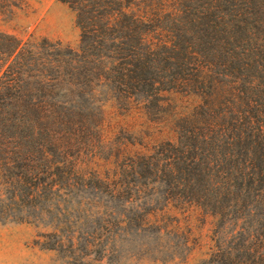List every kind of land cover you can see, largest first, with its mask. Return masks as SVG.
Wrapping results in <instances>:
<instances>
[{
    "label": "trees",
    "instance_id": "1",
    "mask_svg": "<svg viewBox=\"0 0 264 264\" xmlns=\"http://www.w3.org/2000/svg\"><path fill=\"white\" fill-rule=\"evenodd\" d=\"M57 1L74 14V49L0 31V221L41 225L48 249L71 251V227L88 221L93 245L146 194V222L193 209L215 220L209 264H264V0ZM167 95L187 105L175 113ZM109 101L159 111L174 139L86 154Z\"/></svg>",
    "mask_w": 264,
    "mask_h": 264
},
{
    "label": "rangeland",
    "instance_id": "2",
    "mask_svg": "<svg viewBox=\"0 0 264 264\" xmlns=\"http://www.w3.org/2000/svg\"><path fill=\"white\" fill-rule=\"evenodd\" d=\"M19 2L11 12L0 6L1 32L21 40L45 38L57 41L63 47L74 49L77 46L79 29L73 12L66 4L57 0ZM165 101L175 113L187 105V101L177 95H167ZM155 112L127 110L106 102L98 133L100 136L88 143L90 146L84 152L94 151L103 158L118 148L125 156L127 153H146L156 143L172 141L175 134L169 118L159 111ZM98 163L102 164V161ZM98 170L102 172L105 167L102 165ZM102 189L105 191V188ZM104 191L95 198L109 201ZM93 194V191L85 192L86 196H90L85 201H91ZM145 198H148L146 194L142 198L130 195V206L127 204L125 208L130 215V223L125 230L118 231L115 226L105 225L101 230V239L93 245H83V231L91 227L88 221L71 227L70 232L82 236L78 240L79 245L71 251L65 248L48 249L53 244L52 238L43 236L49 232L48 228L6 218L0 221V264H209L210 247L214 249V245L223 239L220 232L215 233L218 227L215 220L193 209L182 215L177 212H170L168 216L159 215L157 223L153 222L154 217L146 222L139 214L157 203L145 204L141 209ZM115 203L121 205L122 200ZM161 204L162 201L157 206ZM84 214L91 213L86 208ZM154 223L160 226V230ZM123 225L119 226L123 228ZM113 231L116 232L114 237Z\"/></svg>",
    "mask_w": 264,
    "mask_h": 264
}]
</instances>
